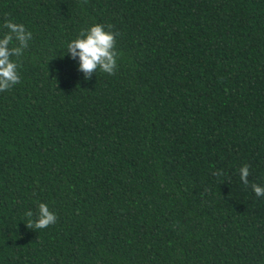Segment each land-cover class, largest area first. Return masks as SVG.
<instances>
[{"label":"trees","instance_id":"1","mask_svg":"<svg viewBox=\"0 0 264 264\" xmlns=\"http://www.w3.org/2000/svg\"><path fill=\"white\" fill-rule=\"evenodd\" d=\"M6 20L33 38L0 92V264H264V0H0ZM92 24L117 67L84 79L64 49Z\"/></svg>","mask_w":264,"mask_h":264},{"label":"clouds","instance_id":"2","mask_svg":"<svg viewBox=\"0 0 264 264\" xmlns=\"http://www.w3.org/2000/svg\"><path fill=\"white\" fill-rule=\"evenodd\" d=\"M6 29L0 34V92L9 90L20 82L19 63L16 58L23 55L33 35L21 23L6 20L3 24ZM116 33L110 31L102 24H92L81 30L77 37L68 42L66 51L69 59L77 62V70L88 79L98 70L112 75L117 67L118 53L115 50ZM249 168L243 165L239 169V178L242 184H248ZM256 197H264V186L252 185ZM27 215L31 218L32 212ZM57 216L50 211L45 203L37 205V214L30 223L36 228L43 229L55 224Z\"/></svg>","mask_w":264,"mask_h":264}]
</instances>
